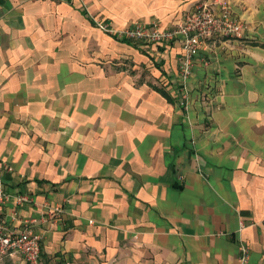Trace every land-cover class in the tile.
I'll return each mask as SVG.
<instances>
[{
  "label": "crops",
  "instance_id": "crops-1",
  "mask_svg": "<svg viewBox=\"0 0 264 264\" xmlns=\"http://www.w3.org/2000/svg\"><path fill=\"white\" fill-rule=\"evenodd\" d=\"M213 1L0 0L1 220L40 264H237L240 241L264 264V0H223L243 30L185 82L178 41L94 24L171 29Z\"/></svg>",
  "mask_w": 264,
  "mask_h": 264
},
{
  "label": "built area",
  "instance_id": "built-area-1",
  "mask_svg": "<svg viewBox=\"0 0 264 264\" xmlns=\"http://www.w3.org/2000/svg\"><path fill=\"white\" fill-rule=\"evenodd\" d=\"M94 24L106 34L145 45L157 43L167 45L178 41L181 46L179 76L183 82L190 76L194 58L206 39L235 38L243 30L242 22L230 12L227 3L223 0L197 4L171 29H163L157 23L145 26L137 21L121 30H115L110 23L105 21H95ZM185 97L186 93L183 91L181 98ZM7 198L0 189V262L18 255L25 264H40V236L30 227L22 232L14 233L8 231L3 225L1 213ZM16 202L20 204L26 202V199L18 197ZM49 213L54 218H58L62 209L55 206ZM249 254V247L240 241L237 264H250Z\"/></svg>",
  "mask_w": 264,
  "mask_h": 264
},
{
  "label": "rangeland",
  "instance_id": "rangeland-1",
  "mask_svg": "<svg viewBox=\"0 0 264 264\" xmlns=\"http://www.w3.org/2000/svg\"><path fill=\"white\" fill-rule=\"evenodd\" d=\"M95 21L104 22V20H101V19H95ZM0 264H23V260H22V258L20 256L15 255L12 258L4 259L3 261L0 262Z\"/></svg>",
  "mask_w": 264,
  "mask_h": 264
}]
</instances>
